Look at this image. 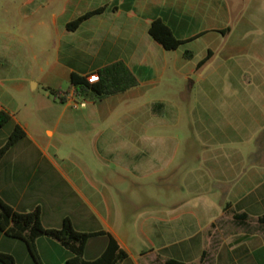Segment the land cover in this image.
<instances>
[{
  "label": "crops",
  "instance_id": "0c3cea01",
  "mask_svg": "<svg viewBox=\"0 0 264 264\" xmlns=\"http://www.w3.org/2000/svg\"><path fill=\"white\" fill-rule=\"evenodd\" d=\"M102 6L105 10L101 14L85 20L76 30L65 28L67 22ZM222 10L223 0H14L5 10L8 13L49 16L38 21L39 26L46 28L45 38L52 47L51 53L44 57L46 68L41 69L44 86L65 90L63 86H68L70 73L89 76L114 62H123L137 79V85L94 102L83 101L85 105L76 109H71V99L82 98H71L72 91L66 95L65 102L54 99L46 91L38 107L44 121L41 127L31 128L29 122L18 121L0 126V146L15 124L25 132L0 159V197L20 212L39 207L41 222L48 228H59L66 217L78 231L94 232L92 225L103 224L105 231L127 252V258L120 264H141V258L147 264H168L169 259L200 264L210 251L207 249L210 239L215 244L210 252L212 261L224 264V235L221 229L218 231L221 225L218 227L217 222L222 223L225 216L235 222L232 212H245L251 218L264 214V101L259 104L252 98L259 89H252L250 96L254 119L259 124L263 122L254 133L258 135L257 150L246 161L241 154L228 150L203 152L198 167L184 173V160L190 158L189 154L176 151L175 134L160 130L176 124L175 117L170 119L169 115L174 103L164 97L146 98L149 93L169 90L176 86L174 80L178 77L187 78L197 71L195 58L205 51L206 56L211 50L196 36L206 29L217 33L220 26L214 18ZM209 15L208 19L215 23L203 28L200 23ZM156 18L176 38H195L170 54L148 33L150 23ZM185 50H190L193 56L187 58ZM242 65L243 72L254 78L256 87L264 86L263 53L255 50L253 57ZM30 72L29 68L23 79L30 81L36 90L38 81L29 79ZM228 74V77L237 75ZM222 75V70L215 67L206 77L209 81H205L207 87L202 90L205 115L209 110L212 112L209 107L212 99L207 95H215L216 100L222 92ZM155 102L160 103L156 108ZM161 107L162 114L157 113L151 122H146L144 116ZM14 108L13 104L0 102V111L10 118L14 116ZM227 109L223 113L222 108L220 122H239L233 103H228ZM63 117L64 122H59ZM149 127L152 133H147ZM180 172L179 196L176 176ZM149 178L152 184L166 191V197L156 200L154 209L143 216V222L152 224L148 230L157 241L149 252L154 255L152 259L145 252L131 255L116 227L123 223L122 213L128 200L125 192L130 186L141 188ZM188 193L198 195L195 203ZM12 239L0 231V251L13 255L15 262L20 255L31 264L24 257L27 251L24 242ZM250 239L247 233L227 239V255L234 251L238 257L234 263L256 264L252 256L255 248L244 247ZM88 242L84 248L87 260L100 256L107 245L106 240L92 258L86 257ZM35 244L44 264H65L69 253L59 241L41 236Z\"/></svg>",
  "mask_w": 264,
  "mask_h": 264
},
{
  "label": "rangeland",
  "instance_id": "374dc122",
  "mask_svg": "<svg viewBox=\"0 0 264 264\" xmlns=\"http://www.w3.org/2000/svg\"><path fill=\"white\" fill-rule=\"evenodd\" d=\"M13 1L0 0V102L13 104L16 107L13 112L14 116L10 118L8 124L15 121L29 122L31 128H39L41 122H44L41 120L38 108L39 100L46 91L51 95L47 90L48 87L41 82L43 77L41 69L46 68L44 57L46 54L51 53L52 47L49 39L46 41L45 38L46 28L39 26L38 21L49 16H23L8 13L5 10L12 6ZM209 17L210 15L207 17V21H201V26L203 28L211 27L217 21L220 26L219 30L214 33V31L206 29L200 32L196 38L199 37L200 42L209 45V49L213 52L212 56L197 68L195 73L187 78L178 77L174 80L176 86L171 87L169 93V90L161 89L160 94L149 93L146 96V98L153 99L156 97L169 98L174 103L175 107L169 115L170 119L175 117L176 124L165 126L160 130L166 134H175L177 138L176 151L189 154L190 158L184 160L186 166L182 170L183 173L185 170L190 171L188 169L197 168L201 154L210 150H228L235 155L239 153L246 161L248 155L254 153L258 148L256 142L258 135L254 133L258 129L257 125L263 124V122L259 124L258 120L255 121L254 119L255 113L252 111L254 103L250 101V96L252 89H259L256 97L253 96L252 98L256 99L259 104L263 103L264 86L256 87L254 85L255 80L252 75L249 72H243L242 62L253 57L255 50L264 54V0H223V10L214 18L215 21H210ZM29 34H31V37H29ZM9 35L15 39H12ZM251 44H256V48L253 45L251 47ZM172 51L168 50L170 54ZM205 54H200L195 58L196 64L205 57ZM215 67L222 70L223 75L220 80L222 92L218 94L219 97L216 100L215 95L210 96V93L207 95L208 98L211 97V103L213 99L215 101L213 105L209 104L212 112L209 110L206 117L202 90L207 87L205 81H209V78L206 77ZM29 68L31 71V78L29 79L33 82L38 81L36 90L32 89L30 81L23 79ZM229 72L237 75L228 77ZM63 87L67 88V85L64 84ZM80 100L85 103L94 102L90 99L82 98ZM228 103H233L234 112L238 111L239 122H220L222 117L219 116H221L222 108L223 113H226ZM71 109L76 108L71 107ZM162 111L161 107L146 114L144 116L146 122H151V118L157 113L162 114ZM208 114H210L211 119ZM208 119L213 122H208ZM223 119L225 118L223 117ZM59 122H64V117ZM147 133H152L150 127L147 128ZM182 172L176 176V192L178 195L180 193L179 188L182 185L180 180ZM194 172L192 171V173ZM144 182L145 184L141 188L136 189L135 186H130L125 192L128 200L122 213L123 223L116 224V227L131 255L145 252L148 253L147 257L152 259L154 255L149 252L155 244L157 245V241L152 238L148 230V227L152 224L143 222V216H147L145 214L154 209L156 200H162V197H166V191L152 184L150 178ZM188 196L193 203L196 202L198 197L195 193H188ZM177 198L183 199L181 197ZM217 225L218 227L221 225L218 231L221 229L224 235V258L226 259L224 264H236L233 260L238 257L234 251L229 252L227 255L229 249L226 244L227 239L234 234L247 233L251 236V239L245 244V248L253 249L264 246V223L257 221L256 218L248 219L245 225H239L225 216L222 223L217 222ZM91 227L94 232H107L101 223L94 224ZM106 240L108 241L106 233L91 237L88 242L89 247L86 257H95ZM217 246L219 247V244ZM214 247V239H210L207 247L210 251L208 255L202 257L200 264H214L210 255ZM24 257L31 264H34L27 251ZM242 258L246 263L247 257ZM140 263L147 264L143 258H141ZM16 264L27 263L22 256L17 255ZM192 264L199 263L194 262Z\"/></svg>",
  "mask_w": 264,
  "mask_h": 264
},
{
  "label": "trees",
  "instance_id": "16d2710c",
  "mask_svg": "<svg viewBox=\"0 0 264 264\" xmlns=\"http://www.w3.org/2000/svg\"><path fill=\"white\" fill-rule=\"evenodd\" d=\"M105 10V6L85 12L75 19L66 23L65 28L68 31L76 30L85 20L92 16L101 14ZM228 30V28H226ZM149 35L158 42L165 50H176L183 44L194 39L181 40L174 36L171 29L165 25L160 18L154 19L148 28ZM197 37V36H196ZM187 58H191L193 53L190 50L184 52ZM212 55L208 54L197 63V68L203 65ZM98 81L90 83L86 76H82L76 72L69 75L68 86L65 90L51 89L47 90L54 99L60 102L66 101V95L73 92L76 96L83 99H90L93 101L115 95L126 91L137 85V79L127 68L123 62H114L108 64L96 71ZM160 105L155 103L154 107ZM10 120L9 114L0 111V126L4 125ZM24 130L15 124L9 133L5 143L0 146V159L5 152L16 141L24 136ZM229 206H225V210ZM233 219L239 225H245L248 219H252L245 212H232ZM257 221L264 223V214L256 218ZM214 226V223L211 224ZM0 231L7 237L18 239L24 242L27 252L34 262V264H44L37 253L36 239L41 236H48L59 241L65 249L68 250L69 256L65 264H120L127 258V252L120 247L117 240L107 232H84L76 230L69 218H64L59 228L45 227L40 219V209L35 207L28 212H20L15 210L10 204L5 202L0 197ZM106 233L108 236L107 245L100 256L93 260L84 258V248L87 242L94 235ZM246 238L239 240L244 241ZM252 256L256 264H264V246L255 248L252 251ZM1 264H16L15 258L10 253L0 251ZM168 264H182L179 261L169 259Z\"/></svg>",
  "mask_w": 264,
  "mask_h": 264
},
{
  "label": "built area",
  "instance_id": "2783aa9c",
  "mask_svg": "<svg viewBox=\"0 0 264 264\" xmlns=\"http://www.w3.org/2000/svg\"><path fill=\"white\" fill-rule=\"evenodd\" d=\"M86 79L90 83H94V82H97L99 80L97 73H92L89 76H86ZM70 95H71V98L73 96H76L73 92ZM71 102H72V106L73 107L84 106L85 105V103L83 101H78L76 99H71Z\"/></svg>",
  "mask_w": 264,
  "mask_h": 264
}]
</instances>
